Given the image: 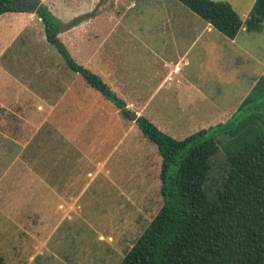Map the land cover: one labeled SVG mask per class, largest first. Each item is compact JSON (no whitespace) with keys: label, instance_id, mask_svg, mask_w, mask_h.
<instances>
[{"label":"rangeland","instance_id":"obj_1","mask_svg":"<svg viewBox=\"0 0 264 264\" xmlns=\"http://www.w3.org/2000/svg\"><path fill=\"white\" fill-rule=\"evenodd\" d=\"M129 1L39 0L60 20L59 37L75 60L94 72L100 71L102 32L105 36L116 29L109 33V42L116 41L120 31L131 27V34L120 37L118 43L132 44V30L137 23H147L150 11L156 9L144 0L125 10L123 20L117 13ZM172 1L192 12L181 1ZM223 1L245 21L255 0ZM36 2L16 4L36 9ZM34 13V19L25 20L28 28L14 38L7 20L18 27L24 16L0 14V202L18 230L24 226L27 236L20 249L29 264H117L163 205L162 160L135 119L127 118L67 66ZM185 61L181 73L233 112L254 86L253 78L264 75V29L249 32L244 24L234 39L213 29ZM176 79L181 78L173 83ZM87 139L93 144L90 159L81 152ZM40 155L55 156L61 167L70 166L64 176L71 178L72 187L61 186L56 211L46 204L42 210L34 204L24 210L19 203L26 159ZM221 159L219 154L212 159L206 196L221 207H230V214L236 204L250 208L245 200L249 187L242 179L229 178L226 161Z\"/></svg>","mask_w":264,"mask_h":264},{"label":"trees","instance_id":"obj_2","mask_svg":"<svg viewBox=\"0 0 264 264\" xmlns=\"http://www.w3.org/2000/svg\"><path fill=\"white\" fill-rule=\"evenodd\" d=\"M18 1L0 0V14L33 11L18 6ZM179 1L232 39L244 24L249 32L264 29V0L254 1L245 21L227 1ZM34 11L44 24L47 40L67 66L127 118L135 119L162 160L163 205L117 264H264V75L226 121L177 139L148 117L136 116L98 74L74 59L59 37L63 29L60 20L46 5L40 4ZM218 154L226 161L228 177L242 179L249 187L245 200L250 208L236 204L230 214V207H221L206 196L205 183L211 175L212 159ZM0 224L4 233L9 231L7 218H0ZM21 242L19 237L9 246L10 251L20 255ZM8 251L5 256L0 253V264H9Z\"/></svg>","mask_w":264,"mask_h":264},{"label":"crops","instance_id":"obj_3","mask_svg":"<svg viewBox=\"0 0 264 264\" xmlns=\"http://www.w3.org/2000/svg\"><path fill=\"white\" fill-rule=\"evenodd\" d=\"M35 1H37V7L42 4L39 0ZM143 1L130 0L126 9L117 14H121V18L124 20L125 10L128 11ZM145 1L153 4L152 8L156 6V11L162 9V12L156 13L155 10H153L154 12L149 10V21L143 24L137 23L136 30H132V44L118 43L120 37L124 39L125 35L131 34V27L120 31L116 41L112 39L109 42L116 29L109 31L111 35L107 33L104 36V32H102L99 54L100 71L95 73L126 102L127 108L133 111L136 116L148 117L160 129L177 139L185 138L199 129L226 121L237 107L233 112L229 111L226 106L223 107L221 100L216 102L206 94V89L202 85L196 84L193 78H188L181 73L186 66L187 54L199 43L203 44L204 37L210 36V33L216 28L203 18L200 20L194 16L195 12L192 10V12H187L180 6L174 5L172 0ZM23 7L33 11L7 12L16 14V19L20 15L24 16L18 27L7 20L10 38L16 37L20 31L28 28L29 22L25 20L34 19L36 15L33 7ZM175 78L181 79H176L177 82L173 83ZM257 79L253 78V82H256ZM76 129H78L77 126ZM73 141L69 139V142ZM92 147L93 144L89 139L83 141L81 152L85 158H91ZM54 157L40 155L26 159V170L23 169L21 173L22 192L21 196L19 195V203H23L24 210H28L32 204L38 210H42L41 205L45 204L51 205V210H55V204H58L56 209L60 206L61 186L68 190L72 187L71 178L64 176L65 169L70 166L61 167L58 158ZM21 167L24 168V164L21 163ZM63 177L67 180L61 184ZM55 198H57L56 202H54ZM0 204V218H7L9 226L7 229L10 228L8 232L4 233L3 225L0 224V253L5 256L7 249L10 250L9 248L15 242L13 240L15 236L17 240L19 237L22 240L27 234L24 232L23 225L20 230L14 226L12 219L4 213L3 203L0 202ZM18 225L20 226V223ZM7 244L8 248L4 247ZM11 260L17 263L28 261L23 252L20 253V257L15 252H7V262H11ZM29 263L30 261L27 262V264Z\"/></svg>","mask_w":264,"mask_h":264}]
</instances>
